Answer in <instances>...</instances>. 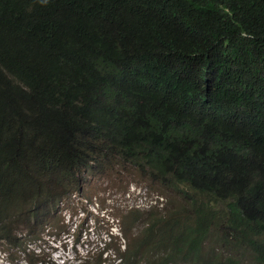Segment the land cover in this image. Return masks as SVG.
I'll use <instances>...</instances> for the list:
<instances>
[{
    "label": "trees",
    "instance_id": "16d2710c",
    "mask_svg": "<svg viewBox=\"0 0 264 264\" xmlns=\"http://www.w3.org/2000/svg\"><path fill=\"white\" fill-rule=\"evenodd\" d=\"M115 166L194 213L126 210L62 264H264V0H0L10 261L61 264L43 239L64 238V202Z\"/></svg>",
    "mask_w": 264,
    "mask_h": 264
},
{
    "label": "rangeland",
    "instance_id": "374dc122",
    "mask_svg": "<svg viewBox=\"0 0 264 264\" xmlns=\"http://www.w3.org/2000/svg\"><path fill=\"white\" fill-rule=\"evenodd\" d=\"M85 189L84 193L71 195L67 199L69 201L62 205L61 213L68 232L64 238L60 236L52 240L54 235H49L42 242L46 257L61 264L67 259L71 261L76 254H85L100 234H118L117 217L126 210L136 211L143 217L161 215L169 221L178 222H185L194 213L190 203L177 193L162 189L134 170L122 166L91 175ZM75 237H79L77 243L74 242ZM86 239L91 243L86 244ZM237 252L248 259L246 251ZM10 260L13 259L0 247V264H21L19 260Z\"/></svg>",
    "mask_w": 264,
    "mask_h": 264
}]
</instances>
